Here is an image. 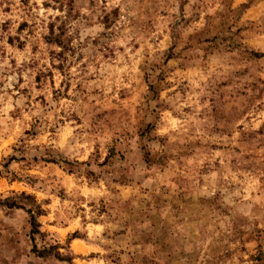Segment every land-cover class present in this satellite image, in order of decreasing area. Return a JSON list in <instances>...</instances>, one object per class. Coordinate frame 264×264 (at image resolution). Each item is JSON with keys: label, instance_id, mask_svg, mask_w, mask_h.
Returning a JSON list of instances; mask_svg holds the SVG:
<instances>
[{"label": "rangeland", "instance_id": "rangeland-1", "mask_svg": "<svg viewBox=\"0 0 264 264\" xmlns=\"http://www.w3.org/2000/svg\"><path fill=\"white\" fill-rule=\"evenodd\" d=\"M0 264H264V0H0Z\"/></svg>", "mask_w": 264, "mask_h": 264}, {"label": "clouds", "instance_id": "clouds-1", "mask_svg": "<svg viewBox=\"0 0 264 264\" xmlns=\"http://www.w3.org/2000/svg\"><path fill=\"white\" fill-rule=\"evenodd\" d=\"M117 3H119V0H110V4H112V5H115V4H117ZM122 11H123V9H122ZM16 143H17V144H20V143H22V142L19 141V140H17ZM25 146H27V145L25 144ZM52 147L56 148L58 151L61 150L60 145H59L58 143H56V142H53V143H52Z\"/></svg>", "mask_w": 264, "mask_h": 264}, {"label": "trees", "instance_id": "trees-1", "mask_svg": "<svg viewBox=\"0 0 264 264\" xmlns=\"http://www.w3.org/2000/svg\"><path fill=\"white\" fill-rule=\"evenodd\" d=\"M31 221H32V224L35 225V224H34V220H33V218H31ZM32 233H33V232H32Z\"/></svg>", "mask_w": 264, "mask_h": 264}]
</instances>
